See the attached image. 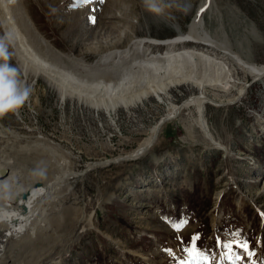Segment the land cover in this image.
<instances>
[{
  "label": "rangeland",
  "instance_id": "rangeland-1",
  "mask_svg": "<svg viewBox=\"0 0 264 264\" xmlns=\"http://www.w3.org/2000/svg\"><path fill=\"white\" fill-rule=\"evenodd\" d=\"M31 2L30 19L43 39L61 54L90 63L124 46L132 34L164 40L176 36L179 29L186 32L201 0H155L163 17L145 7V0ZM188 2L193 5L190 12L183 10ZM118 5L128 9L129 18L112 17L121 26L104 27ZM200 24L201 34L216 31L219 42L227 37L235 53L264 65V0H214ZM252 24L257 38L251 32ZM122 33L126 37L119 40ZM146 48L150 54L201 50L215 61L205 67L214 68L207 72L218 73L234 85L228 90L206 87L208 96L232 98L241 88L245 93L233 103H206L205 125L219 145L206 137L191 107L164 122L145 155L114 162L138 147L169 112V105L181 104L202 90L186 83L160 98L151 95L128 110L120 105L108 111L75 96L65 97L43 73L28 76L23 83L30 88L27 101L16 113L0 118V159L40 137L56 146L57 157L70 159L73 170L81 172L92 162L112 161L88 170L83 177L68 179L70 190H63L62 198H57L50 213L51 226L43 231L51 240H42L43 245L60 242L41 264H179L181 260L206 264L195 248L191 253L181 251L178 237L190 247L197 235L198 243L212 250V264H240L235 256L241 249L233 251L226 243L246 240L255 252L248 259L264 264V75L255 78L220 47L203 43L150 42ZM12 53L10 47L9 62L20 79L23 67ZM48 154L45 152L47 160L51 159ZM16 159L10 163L21 171L11 177L1 159L6 172L0 177L5 180L10 175L5 182L18 187L27 184L29 175L37 174L39 167L33 159ZM176 223L183 227L175 229ZM218 240L225 246L217 248Z\"/></svg>",
  "mask_w": 264,
  "mask_h": 264
},
{
  "label": "bare ground",
  "instance_id": "bare-ground-1",
  "mask_svg": "<svg viewBox=\"0 0 264 264\" xmlns=\"http://www.w3.org/2000/svg\"><path fill=\"white\" fill-rule=\"evenodd\" d=\"M37 1L47 4L51 0ZM31 3V0H15L6 9L0 7L1 26L4 33L10 32L13 35V43L10 46L12 54L16 56L23 67L21 69L22 78H20L22 84L28 76L43 73L54 85L58 86L60 94L62 93L65 97L75 96L79 101L92 104L95 107L103 106L108 111H113L120 105L130 109V107L143 104L151 95L160 98L163 94L167 95L171 88L186 83L188 85L191 83L197 89L202 90L203 93L191 96L181 104L170 103L169 112L151 128L150 134L141 141L138 147L126 155L112 160L114 162L145 155L158 139L164 122L175 118L185 108L193 107L196 110L199 124L204 128L203 132L207 138L214 142L203 118L206 103L215 105L233 103L245 93V88H241L237 96L232 98L223 99L208 96L204 92L206 87L228 90L234 85L225 81L223 76L219 77L218 73L214 75L215 72H207L213 71L214 68L206 70L205 67L215 61L208 58L205 52L196 48H183L150 54L146 43L166 42L171 44L179 40H189L216 48L220 47L229 58L237 61L255 78L264 75V65H257L244 59L240 53H235L226 39L227 37L224 36L219 42L216 31L206 30L204 34H201L199 26L201 18L205 14L206 7L213 4L214 0H201L186 32L179 29L176 36L164 40H159L148 34H144V36L132 34L124 46L113 50L109 49L111 51L107 54L90 63L75 55L61 54L43 39L31 22L28 12ZM144 5L147 7L145 3ZM192 9L193 5L189 2L183 7L186 12H190ZM116 10L115 14L109 15L105 19V23L108 25L104 27L109 26L115 29L121 26L120 21H113L112 17L129 18L126 7L118 5ZM156 14L163 17L162 9L160 8ZM250 29L257 38L259 35H257L255 25L252 24ZM119 36L120 40L125 38L126 34L122 33ZM56 150V146L50 140L39 137L32 145L25 144L14 154H2V160H0L6 161L7 164L3 165L4 167L8 165L11 177L14 178L15 174L21 171L17 167L14 169L10 163L13 161L12 159L16 158L18 160H35L39 167L36 173L40 175L42 171L43 175L39 177L37 174H33L28 177L26 173L24 175L28 177V183L18 187L13 186L10 182H5L10 175L5 180L0 177V264H41L42 259L48 257L53 252L54 246L60 242V240L58 242L52 240L49 243L47 241L45 243L47 245H43L42 240L45 241L47 238L43 235L45 233L43 231L51 226L53 220L50 213L55 209L57 198H62L63 190H70V187H67L68 179L83 177L88 170L112 162L111 160L92 162L86 170L79 172L73 170L70 159L58 156L59 159L56 156ZM45 152L50 153L47 157L51 159L45 158ZM23 160L21 161L23 162ZM2 166H0V171ZM61 188L63 189L60 190ZM24 192L27 194L26 197H22ZM42 202L45 203V206ZM37 245H39V249Z\"/></svg>",
  "mask_w": 264,
  "mask_h": 264
},
{
  "label": "clouds",
  "instance_id": "clouds-1",
  "mask_svg": "<svg viewBox=\"0 0 264 264\" xmlns=\"http://www.w3.org/2000/svg\"><path fill=\"white\" fill-rule=\"evenodd\" d=\"M15 0H0V7L5 9ZM145 4L151 10L160 11L155 0H145ZM13 35L5 32L0 35V118L7 113H16L28 99L30 88L23 85L18 76V70L10 60V46L13 43ZM43 175V172H40Z\"/></svg>",
  "mask_w": 264,
  "mask_h": 264
},
{
  "label": "snow or ice",
  "instance_id": "snow-or-ice-1",
  "mask_svg": "<svg viewBox=\"0 0 264 264\" xmlns=\"http://www.w3.org/2000/svg\"><path fill=\"white\" fill-rule=\"evenodd\" d=\"M86 2H88V0H86ZM183 227V224L181 223H176L174 225L175 229H180ZM180 240V246H181V251L185 252V253H191L193 251V248H195L199 253L203 254V258L206 261V264H212L210 257V252L212 250H208V249H204L199 243V239L200 237L194 236L192 238V241H190L189 243L192 245L190 247H185L184 246V241L182 240V238H179ZM221 246H225V242L222 240H218L217 241V248L221 247ZM226 246L228 248H231L233 251L235 250L236 247H239L241 249V252L236 253L235 259H237L238 261H240V264H255L254 261L249 260V257H252L255 255V252L252 249V245L249 241H245L243 243L239 242V241H233V242H227ZM167 251H174L173 249H168ZM228 259L231 260L233 259L232 256H228ZM179 264H192L191 261H185V260H181L179 262Z\"/></svg>",
  "mask_w": 264,
  "mask_h": 264
},
{
  "label": "water",
  "instance_id": "water-1",
  "mask_svg": "<svg viewBox=\"0 0 264 264\" xmlns=\"http://www.w3.org/2000/svg\"><path fill=\"white\" fill-rule=\"evenodd\" d=\"M2 174L6 172V169L5 168H2L1 171H0ZM26 192L22 193V197H26Z\"/></svg>",
  "mask_w": 264,
  "mask_h": 264
}]
</instances>
